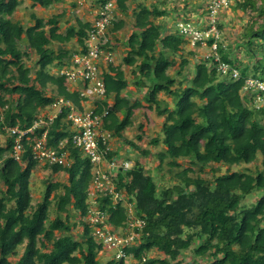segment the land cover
Wrapping results in <instances>:
<instances>
[{"label":"trees","instance_id":"16d2710c","mask_svg":"<svg viewBox=\"0 0 264 264\" xmlns=\"http://www.w3.org/2000/svg\"><path fill=\"white\" fill-rule=\"evenodd\" d=\"M26 1L42 9L62 2ZM113 1L115 9L125 15L130 1L137 0ZM239 3L257 18L242 34L248 62L230 59L221 43L216 49L220 61L238 70L235 81L219 77L211 58L210 65L206 60L195 63L187 85L182 87L179 82L174 86L175 77L188 62L181 58L174 75L168 70L176 64L175 56H181L185 42L177 34L164 33L154 22L164 11L143 4L131 10L133 30L122 61L130 68L132 90L142 93L143 102L136 97L131 100L123 69L112 64L107 71L100 68L105 96L93 102V113H106L99 127L118 144L107 158L117 161L127 148L134 165L125 172L120 168L111 178L116 191L124 192V200L113 205L108 197L99 195L96 204L107 214L113 231L126 229L132 217L144 223L133 244L123 249L135 264H183L189 248L194 260L203 259L206 264H264V106L255 101L257 96L264 98V93L243 90L247 79L264 81V0ZM19 4V0H0V108L7 106L0 115V264H99L102 245L92 236L91 224L85 223L92 165L81 150L71 147L66 110L45 128V146L55 148L67 140L64 150L69 165L41 166L50 178L44 180L45 189L36 204H32L29 181L39 163L32 157L31 145L43 129L21 141L18 159L12 156L14 136L3 129L29 128L39 110L58 98L82 109L85 99L75 90L69 92L64 76H56L49 68L58 70L71 63L76 51L69 52L64 46L76 39L78 47H83L90 24L78 20L61 32L58 20L62 15L47 21L31 15L32 24L24 28L13 20ZM123 25L122 20L113 22L111 32ZM211 43L209 39L207 44ZM31 57L34 62L29 67L23 59L31 61ZM159 94L170 98L173 109ZM142 108L163 117L160 138L148 143L161 148L153 154L159 179L146 174L141 162L151 155L138 143L143 139V124H138L136 141L124 137L134 113ZM180 160L186 161V168H181ZM251 164L252 170H229ZM221 167L226 169L217 175ZM58 173L66 175L65 182L49 180ZM166 176L167 185L160 186V178ZM255 192L259 196L244 203ZM73 230L80 239L71 234ZM123 261L111 258L105 264Z\"/></svg>","mask_w":264,"mask_h":264},{"label":"built area","instance_id":"2783aa9c","mask_svg":"<svg viewBox=\"0 0 264 264\" xmlns=\"http://www.w3.org/2000/svg\"><path fill=\"white\" fill-rule=\"evenodd\" d=\"M228 5V0H212L209 2L208 17L202 29L195 28L183 21L177 22L175 29L179 36L188 39L192 47L207 45V41L212 40L209 45L208 59L212 58L216 71L220 75L237 80L239 77L238 70L220 61L216 54L217 43L220 42H218L219 31L215 15L217 11L226 9ZM112 9L113 2L108 1L96 11L92 28L88 32L86 51L73 54L70 66L59 70V75L65 77L67 88L74 89L79 93L80 98L85 99L82 109L79 110L71 102L59 98L51 105L54 113L46 116L39 115L29 128L21 130L18 127H4L3 129L14 136L12 156L15 159H18L20 152H22L21 141L33 134L35 130L43 129L42 135L33 139L31 145L33 159L43 165L59 164L68 166V153L64 150L67 140L60 142L55 148L45 146L47 133L45 128L53 122L57 114L62 110H66L65 120L71 124V147L81 150L92 165V179L87 195L89 203L87 219L90 221L87 222L92 226V236L102 245L103 250L113 251L114 258L119 261L130 257L126 255L123 249L133 244L144 223L140 219L132 217L126 229L119 228L113 231L106 222V213L101 211L96 204V198L99 195L108 197L113 205L124 200V193L116 191L111 178L115 176L120 168L122 172H125L132 166L131 162L124 159L118 163L115 158H107L108 153L113 150L114 140L108 131L99 127V122L106 113L104 112L102 115L93 113V102L105 96L100 68L105 63L112 61L111 54L106 53L102 48L106 42V29L112 20ZM243 90L264 93V81L247 79ZM262 99V97L257 96L255 101L259 103ZM5 109H7V106L0 108V115ZM123 203L125 204L124 201H122ZM124 206L128 207L126 204ZM127 209L131 212L129 207Z\"/></svg>","mask_w":264,"mask_h":264},{"label":"rangeland","instance_id":"374dc122","mask_svg":"<svg viewBox=\"0 0 264 264\" xmlns=\"http://www.w3.org/2000/svg\"><path fill=\"white\" fill-rule=\"evenodd\" d=\"M20 4L16 8V11L13 15V20L18 21L21 23V25L26 28L27 26H30L32 24L31 15H34L37 18H41L44 21H47L54 15H62V17L58 20L59 21V27L61 32H65V30L69 26H75L78 20L83 21H89L92 22L95 19L94 13L96 9L99 7V4L97 3V0H78L77 5L72 7L71 4L74 2V0H62L60 3H55L52 7L49 9H42L38 6L31 7V4L27 2L26 0H19ZM212 0H137V1H130V4L128 5L129 11L125 15H121V13L114 9V12L112 14L114 20L113 22H117L119 20H122L124 25L121 29H119L117 32H111L112 25H109L108 30V37L110 39V45H111V54H113L112 58V65L113 66H119L120 69L124 71L126 80L129 81L128 85V91L131 92V100L136 98H140L142 96V93H138L136 91L132 90V79L130 75V68L125 66L123 64V57L126 53L124 50V45L127 42L128 36L133 30L132 26L134 24V20L131 16V10L135 8L137 4H143L148 9H152L153 6H156L158 10H162L165 12V14L159 18H156L154 22L158 25H160L163 29L164 33H175V24L179 21L186 22L190 25H193V27L202 29L204 26L207 17H208V5L209 2ZM229 5L226 9H220L217 11L215 18L217 21V25H219V36L218 39L225 50V52L230 56V59H238L243 64L247 63V51L244 49V46L242 45L243 41L245 39H242V34L245 33L246 26L255 21L257 18L254 17L252 13L248 9H243L242 4L239 2H242V0H228ZM184 45H183V52L180 55L175 56L176 64L168 70L169 75H174V72L176 69H178V65L181 61V58L187 60V65L184 67V69L181 71L180 76L175 77V85L177 86L179 82H182V87L188 84V78H191L194 73V65L198 61L205 60L208 58L210 46L207 45H199L197 47H192L188 41L187 38H183ZM25 45V44H24ZM22 46V45H21ZM23 47V46H22ZM64 48L66 50H69V52H75L78 49V44L76 42V39H72L69 43H67ZM22 49H25L24 47ZM24 64H26L29 67H32L34 62V57H31V61L28 59H23ZM207 64L210 65L212 63L211 59H206ZM236 63V62H235ZM105 70L107 71V64L106 67L103 65ZM49 70L51 72L56 71L54 67H50ZM187 79H185V78ZM69 92L73 91L74 89L67 88ZM253 93V92H252ZM126 94V93H122ZM158 98L160 100H163L164 102L168 103V107L170 109H173L172 104L170 103V98L164 96L163 94H159ZM7 99V96H6ZM259 101V100H258ZM141 102H143V99H141ZM259 106H264V98L262 101L257 103ZM51 112H45V116L49 115ZM132 120V126L125 131L124 137L127 139H133L135 140L136 135L140 133L138 131V124H143V135H142V141L141 143L138 142L141 146V148H147L151 151V155L147 159H141L142 164L145 168L146 174H150L154 176L155 179H159L158 173H157V161L154 159L153 154L157 153L161 148L160 147H149L148 143L149 140L155 137L160 138L161 135V126L163 122V117H160L157 115V112L155 110H149L146 108H142L141 110H138L134 113ZM262 124H264V119L262 121ZM4 140L3 136H1V142ZM137 143V142H136ZM113 148L118 149V144L113 142ZM127 149V148H126ZM126 152L119 155V159L117 160L118 163H120L123 159L129 160L134 165V159L129 158V153H132L129 149L126 150ZM128 152V153H127ZM260 158V157H258ZM258 162H260V159H257ZM181 168H186L187 163L184 160H180ZM43 164H39L38 167L31 173L30 175V181H29V189L32 196V204H36L40 199L42 198L45 186H44V180H47L49 177L48 172H44L41 169V166ZM254 164L251 165H242L239 167H232L229 170L230 171H243L246 168L253 169ZM225 167H221L219 170V174H223L225 171ZM196 172V171H195ZM209 173H211V170H209ZM191 175V174H190ZM211 175V174H208ZM207 174L201 175L202 177H208ZM165 178H160L162 181H159L160 186H166L165 182L168 180H165ZM53 181H57L59 183H63L66 180V175L63 173H58L55 175H51V179ZM162 184V185H161ZM164 184V185H163ZM256 194H252L251 196L246 197L245 202L246 204L253 202V200L259 196L258 192H255ZM125 204L123 203V206ZM89 219H85V222H87ZM90 221V220H89ZM76 239H80V235L76 232V230H73L71 233ZM19 252H21L19 250ZM114 256V252L110 250H102V252L98 255V261L99 264H105L107 261L111 260V258ZM136 261L131 257H128L124 259L123 264H135ZM183 264H206L205 260L203 259H195L193 257V254L191 253V248L187 249L184 252L183 255Z\"/></svg>","mask_w":264,"mask_h":264},{"label":"clouds","instance_id":"9594fccd","mask_svg":"<svg viewBox=\"0 0 264 264\" xmlns=\"http://www.w3.org/2000/svg\"><path fill=\"white\" fill-rule=\"evenodd\" d=\"M98 1V0H97ZM108 1H112L113 2V9H112V14H113V12H114V9H115V3H114V1L113 0H107L106 2H108ZM139 1H141V0H139ZM106 2H104V3H102V4H99V7L96 9V11L99 9V8H101V7H103L104 5H105V3ZM96 11H95V13H94V16L96 17ZM112 18H113V16H112ZM81 22H83L82 20H80ZM113 21L114 20H111L110 21V24L112 25L113 24ZM86 22H88L89 24H90V28H89V30L86 32V34H87V37H86V39H85V41H84V46L83 47H78V49H77V51L75 52V53H83V52H85L86 51V49H87V46H86V44H87V40H88V32L91 30V28H92V22H89V21H86ZM86 22H83V23H86ZM109 24V25H110ZM109 25H108V27H107V29H106V32H105V36H106V42L104 43V45L102 46V48L104 49V51L106 52V53H109V54H111V51L108 49V46H110V39H109V37H108V30H109ZM175 33L177 34V31L175 30ZM178 35V34H177ZM179 36V35H178ZM181 37V36H180ZM183 38V37H182ZM75 53H72V56H73V54H75ZM113 56V54H111V57ZM71 59H72V57H71ZM206 59H208V58H206ZM205 59V60H206ZM112 61H113V58H112ZM112 61L111 62H109V63H105V67H106V64H107V66H108V64H111L112 63ZM71 64V63H70ZM70 64L69 65H67V66H65V67H63V68H67V67H69L70 66ZM102 68H104L103 67V65L101 66ZM63 68H60V69H58V70H56V71H54V74L56 75V76H60L59 75V70H61V69H63ZM214 68H215V66H214ZM101 70V69H100ZM215 70H216V68H215ZM105 71V70H104ZM103 71V72H104ZM217 72V71H216ZM217 74H218V76L219 77H221V78H226V79H231V80H233V81H235L234 79H232L231 77H229V76H222V75H220L218 72H217ZM65 78V77H64ZM101 78H102V72H101ZM103 80V79H102ZM65 82H66V80H65ZM104 83V82H103ZM105 87V86H104ZM59 99V98H58ZM58 99H56L55 101H57ZM63 99V98H62ZM63 100H65V99H63ZM54 101V102H55ZM66 101H69V100H66ZM53 102V103H54ZM69 102H71V101H69ZM52 103V104H53ZM72 103V102H71ZM84 103V101L83 102H81V108L83 107L82 106V104ZM51 104V105H52ZM73 104V103H72ZM51 105H49V106H47V107H44V108H42V109H40L39 110V113H38V116L39 115H41V114H43V115H45L44 113L45 112H51L50 114H52V113H54V111H53V109L51 108ZM75 106V105H74ZM76 107V106H75ZM77 109H79V107H76ZM79 110H81V109H79ZM61 113V112H60ZM59 113V114H60ZM49 114V115H50ZM67 114V113H66ZM57 116H58V114H57ZM56 116V117H57ZM66 117V116H65ZM65 120V119H64ZM66 121V120H65ZM113 140H114V138H113ZM114 142V141H113ZM114 149V148H113Z\"/></svg>","mask_w":264,"mask_h":264},{"label":"bare ground","instance_id":"6f19581e","mask_svg":"<svg viewBox=\"0 0 264 264\" xmlns=\"http://www.w3.org/2000/svg\"><path fill=\"white\" fill-rule=\"evenodd\" d=\"M56 118V117H55ZM54 118V119H55ZM114 150V149H113ZM127 161H129V160H127ZM133 165V164H132ZM132 167V166H131ZM124 193V192H123ZM125 197V196H124ZM116 205V204H115ZM107 215V214H106ZM108 218V217H107ZM106 222H107V219H106ZM85 223H88V222H85ZM139 234H140V232H139ZM112 258H114V256L112 257Z\"/></svg>","mask_w":264,"mask_h":264},{"label":"crops","instance_id":"0c3cea01","mask_svg":"<svg viewBox=\"0 0 264 264\" xmlns=\"http://www.w3.org/2000/svg\"><path fill=\"white\" fill-rule=\"evenodd\" d=\"M83 21V20H82ZM88 21V20H87ZM83 22H86V21H83Z\"/></svg>","mask_w":264,"mask_h":264}]
</instances>
